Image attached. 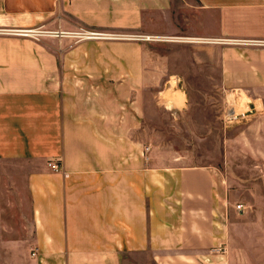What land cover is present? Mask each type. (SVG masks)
Returning a JSON list of instances; mask_svg holds the SVG:
<instances>
[{
	"label": "crops",
	"instance_id": "obj_1",
	"mask_svg": "<svg viewBox=\"0 0 264 264\" xmlns=\"http://www.w3.org/2000/svg\"><path fill=\"white\" fill-rule=\"evenodd\" d=\"M192 79L247 97L229 111L262 126L264 0H0V264H264L217 169L165 135Z\"/></svg>",
	"mask_w": 264,
	"mask_h": 264
},
{
	"label": "rangeland",
	"instance_id": "obj_2",
	"mask_svg": "<svg viewBox=\"0 0 264 264\" xmlns=\"http://www.w3.org/2000/svg\"><path fill=\"white\" fill-rule=\"evenodd\" d=\"M33 29L54 31L51 28ZM41 35L30 37L41 39ZM217 82L213 79L189 80L191 108L186 118L178 119L186 122L181 129L164 132L174 150L191 154L193 164L217 169V177L225 186V198L229 200L225 207L233 210L232 233L264 231V119L258 128H252L253 120H246L241 115L233 122L228 121L232 113L229 110L236 108L240 114L245 110L248 98L243 95L239 99L221 92ZM162 119L169 122L166 117ZM148 134L152 137L148 136V139L155 141L157 132ZM238 204L243 206L242 210L237 209Z\"/></svg>",
	"mask_w": 264,
	"mask_h": 264
},
{
	"label": "built area",
	"instance_id": "obj_3",
	"mask_svg": "<svg viewBox=\"0 0 264 264\" xmlns=\"http://www.w3.org/2000/svg\"><path fill=\"white\" fill-rule=\"evenodd\" d=\"M63 1H69V0H63ZM29 31V32H28ZM20 34L22 36H36V35H45V36H49V37H73L79 41H82V40H85V39H97L99 40V38H114L113 35H109V34H105V33H102V32H91V31H81V32H76V31H70V32H67V31H61V30H55V31H37V30H34V29H26V30H23L22 32H20ZM148 39H151L150 37H148ZM153 40L157 41V40H160V41H181V42H192V43H196V42H199V39L197 38H191V37H186V38H181V37H162V36H157L155 38H153ZM236 116L234 114V112H232L231 114H229L228 116V121L230 122H233V120H235ZM145 156L146 154L149 155L150 153V147H147L146 150H145ZM49 167L52 168V170L56 173H60L62 171V168L60 165H58V163L56 162H50L49 163ZM237 209L238 210H242L243 209V206L238 204L237 205ZM224 252H226L225 249H223ZM219 251V250H218ZM33 255H35V253H33Z\"/></svg>",
	"mask_w": 264,
	"mask_h": 264
},
{
	"label": "bare ground",
	"instance_id": "obj_4",
	"mask_svg": "<svg viewBox=\"0 0 264 264\" xmlns=\"http://www.w3.org/2000/svg\"><path fill=\"white\" fill-rule=\"evenodd\" d=\"M14 32V34H17V35H21L20 34V32H22V31H20V30H15V31H13ZM29 32V31H28ZM236 116V115H235Z\"/></svg>",
	"mask_w": 264,
	"mask_h": 264
}]
</instances>
